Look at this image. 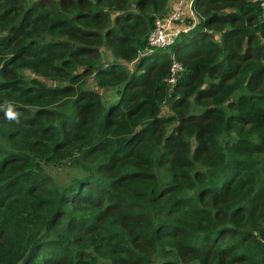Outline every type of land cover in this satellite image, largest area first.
Segmentation results:
<instances>
[{"label":"trees","instance_id":"trees-1","mask_svg":"<svg viewBox=\"0 0 264 264\" xmlns=\"http://www.w3.org/2000/svg\"><path fill=\"white\" fill-rule=\"evenodd\" d=\"M175 1L0 0V264H264V13Z\"/></svg>","mask_w":264,"mask_h":264},{"label":"built area","instance_id":"built-area-1","mask_svg":"<svg viewBox=\"0 0 264 264\" xmlns=\"http://www.w3.org/2000/svg\"><path fill=\"white\" fill-rule=\"evenodd\" d=\"M259 3L262 12L264 13V0H255ZM174 7L168 11L167 15L155 22V28L151 33L148 42L149 46L157 49H167L173 41L179 36L181 32H186L187 29L181 26L183 16L185 14L192 15V1L191 0H176ZM181 71L180 65L173 62L171 73L172 77L170 83L175 82V76Z\"/></svg>","mask_w":264,"mask_h":264},{"label":"clouds","instance_id":"clouds-1","mask_svg":"<svg viewBox=\"0 0 264 264\" xmlns=\"http://www.w3.org/2000/svg\"><path fill=\"white\" fill-rule=\"evenodd\" d=\"M5 116L9 121H14L16 123H20L19 113L13 111V106L11 103L7 104V110L5 112Z\"/></svg>","mask_w":264,"mask_h":264},{"label":"rangeland","instance_id":"rangeland-1","mask_svg":"<svg viewBox=\"0 0 264 264\" xmlns=\"http://www.w3.org/2000/svg\"><path fill=\"white\" fill-rule=\"evenodd\" d=\"M183 24H184V21H183V23H180L181 26H183ZM169 53H170V51H169ZM171 58L173 59V58H174V55H172ZM26 74L28 75V73H26ZM165 111H167V109H166ZM52 173H53L54 177H56V178H57V177L61 178V179H62L61 182L67 180L66 176H67V174H68V171H67L65 168H63L62 170H61V168H60L59 171H54V172H52ZM61 182H60V183H61Z\"/></svg>","mask_w":264,"mask_h":264},{"label":"crops","instance_id":"crops-1","mask_svg":"<svg viewBox=\"0 0 264 264\" xmlns=\"http://www.w3.org/2000/svg\"><path fill=\"white\" fill-rule=\"evenodd\" d=\"M173 1V0H172ZM170 7H171V5H170Z\"/></svg>","mask_w":264,"mask_h":264}]
</instances>
